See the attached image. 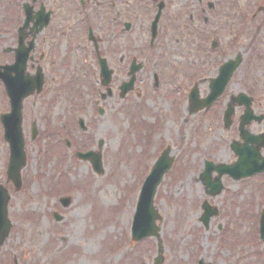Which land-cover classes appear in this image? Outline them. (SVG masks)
<instances>
[{
    "label": "rangeland",
    "instance_id": "374dc122",
    "mask_svg": "<svg viewBox=\"0 0 264 264\" xmlns=\"http://www.w3.org/2000/svg\"><path fill=\"white\" fill-rule=\"evenodd\" d=\"M30 1L0 0V30L12 34L23 20L21 3ZM61 2L63 9L74 11L68 13V19L74 20L68 25L79 28L83 50L71 54L72 48L60 37L67 21L55 19L59 21L51 32L52 40L43 46L51 47L52 52L44 66V90L22 102L26 160L17 192L6 180L9 148L0 124V186L9 195L7 217L12 223L0 247V263L153 264L157 240L134 242L130 227L142 182L161 151L169 146L174 161L154 196V208L160 217L157 226L162 264H198L200 260L203 264H264V242L258 245L254 234L257 215L264 209V177L255 181L259 195H252L247 182L239 186L222 177L221 193L208 197L199 178L204 161L230 164L233 157L227 147H222L223 133L214 132L207 116L189 115L186 101L194 83L198 84L201 98L208 91V80L199 82L207 76L197 74L193 78L195 71L204 70L215 77L217 68L239 51L244 63L210 111L217 113L230 96L244 92L254 95L255 110L264 113V66L258 56L251 57L248 52L253 42L262 43L264 39L259 30L264 27L261 19L247 17L249 36L253 38H245L238 49L230 38L237 32L235 25L214 17L204 23L195 14L200 6H190L189 11L195 14L192 21L183 30L164 28L149 50L151 15L134 17L131 9L129 15L125 14V20L131 23L129 33L118 34L121 26H115L111 37L107 30L110 14L102 15V10L93 13L92 4L74 10L78 1ZM177 6H169L167 14H174ZM137 7H141L138 2ZM253 11V6L246 9L250 14ZM89 26L95 35L100 33L101 45L112 47L109 66L114 72V88L125 80L132 58L144 66L138 72L136 86L124 99H119L114 90L112 98L100 103L104 109L101 116L94 106L98 100L94 96L98 67L86 40ZM215 36L219 46L211 52L209 46ZM5 39L0 50L13 42L11 37ZM153 71L162 80L163 97L145 91L139 98V88L146 80L152 82ZM2 89L0 84V115L9 111ZM78 119L84 121L86 132L78 128ZM32 124L36 130L34 139ZM100 142L102 172L97 174L89 162L77 159L74 153H96ZM61 197L71 198L68 207L61 206ZM204 201L218 211L207 229L200 221ZM54 212L62 217L61 221L54 220Z\"/></svg>",
    "mask_w": 264,
    "mask_h": 264
},
{
    "label": "flooded vegetation",
    "instance_id": "af4514ba",
    "mask_svg": "<svg viewBox=\"0 0 264 264\" xmlns=\"http://www.w3.org/2000/svg\"><path fill=\"white\" fill-rule=\"evenodd\" d=\"M59 1L61 2V0H55V1L31 0L30 2H26L28 5H31V21L28 23V25L22 29L25 20L24 11L22 8L23 20L22 23L18 25V27L15 29V31L12 34L9 33L7 34L2 31L0 32V45H5V42H3L2 40H6L5 38L7 37H11V39L13 40V42L10 45L5 47L3 46V48H1L0 50V66L12 65L15 61L16 51L18 49H21L22 53L19 54L20 61H22L24 54L26 52V58L24 63L25 65L24 74L31 78H35L37 71L39 73H43L44 83H43L42 91L44 90V86H45L44 66L47 63V59L49 58V51L50 53H52L51 47L49 48V46H45V47L43 46L48 41L52 40L51 32L55 31V27L57 26L59 21V20L56 21L55 19L63 20L65 18V21H67V24L64 23L63 30L61 32L62 35L60 37L62 38V42H64L66 46L67 44H69V48H72L70 49L71 54L83 50L82 47L83 41L81 40V35L77 34L79 28L76 25H68L69 22L74 21L68 19V13H72L74 11H72V9L69 10L66 8L63 9V5L59 4ZM72 1L73 2L78 1L77 8H75L74 10H78V8L88 7L92 4L94 6L93 13L96 12V14H98V12L102 10L103 11L102 15L110 14L107 30L109 29L111 37H113L114 30L116 29L115 26L118 27L121 26L120 30L116 31L118 34L129 33V31L131 30V23L125 20V14L129 15L131 9H134L132 11L133 13L131 14H133L134 17L135 15H137L138 18H142V14H144V15H151L153 20L156 14L157 13L159 14L157 37L155 41H157L158 38L161 36L160 34L162 33L164 28H168L171 30L175 27H180V30H183L184 29L183 26L185 27V24H189L188 23L189 20L192 21L194 15L197 14L196 16L198 18L203 19L204 23H207L212 17H214L216 20H220L225 23H230L229 25L231 26L235 25L237 31L236 35L234 36L233 34H231L230 36L233 38L232 42H236L235 44H237L239 49L241 44H243L245 38H249V37L253 38V35L249 36L250 33L249 29H244V20L247 19V17L250 15V12L252 11L251 10L250 12H246V9H248V7L251 6H253V8H255L256 10L255 13L251 14L252 19L256 21L257 18H260L261 24L264 26V0H92V1L72 0ZM137 2L138 5L141 6L140 8L137 7ZM26 3L25 2L22 3L21 6H23ZM53 4H57V7H52ZM171 5H178V6L175 8L174 14L171 13L167 14V9ZM196 5L200 6L198 13L192 14L189 11V7L190 6L195 7ZM45 12L50 13L49 24L45 28L39 29L40 26L37 22V19L40 14H42V16H46ZM126 24L128 25V29L125 28ZM164 25L166 27H164ZM150 26L148 30L149 33H150ZM258 26L260 27L261 25ZM80 28L81 31H83L82 27ZM145 28L147 32V27L145 26ZM86 29H87V36L89 34V30H91L92 32L91 35L92 39L90 42H88V44H90V47L88 48L89 49L92 48L95 61L98 67V85L97 88L94 90V96L97 95L98 98V100L94 99L95 100L94 106L96 107V111H97V108L102 106V104L100 103H105L108 98L109 99L112 98L114 90L119 93V85L125 81H128L129 69L131 64H133V62L135 61V59L132 58V60L130 61V65L126 73L125 80L120 82V84L116 86V88H114L115 87V81L113 80L114 72L109 66V62H110L109 54L112 53V47L103 44L101 45V41H100L101 39L99 37L100 33L98 35L97 32L95 35L90 26L87 27ZM259 30L261 33L264 34V27H261V29ZM148 45L149 48L152 49L154 44L150 46V40H149ZM218 46H219V41L217 38L216 48ZM125 48H128V46L125 45ZM258 49L259 50L261 49V51L255 55V52L257 53ZM211 52H207V53H211ZM248 52L249 54H251V57L258 56L259 59L262 61L261 65L264 66V56H262V53H264V39L262 43L253 42L252 47H249ZM100 53H103V56ZM236 54H239V51ZM100 58L106 61L107 68L111 72V82L109 85V90L101 86L100 84V64H99ZM243 60L244 58L242 57L241 65L244 63ZM136 63L137 62L135 61V64ZM119 64L120 66H123V63L120 62ZM218 68H217V72H218ZM31 70H34V73H31ZM143 70H144V66L142 65L140 72H142ZM203 72L205 74H203ZM197 73L199 75L207 76L204 79L200 80L199 82L208 80V87H209L210 80L214 78L213 74L211 76H208L211 73H207L204 70L203 71L197 70L193 73L192 75L193 78H195L196 76L195 74ZM137 76L138 73L136 75V81L134 83V86H136ZM151 79H152L151 83L149 82V80H146V84L141 88H139L140 92L139 91L137 92L138 96H140V93H145V91L148 92L151 91V93H153L154 95L162 98L163 97L162 80L158 77V75L154 71ZM245 94L248 95V93ZM248 96L251 97V103H250L251 113H244L245 106L243 105L238 106L235 103L233 104V113H228V116H226L227 113L224 112L229 104V100L231 96L229 97V100L227 102H224L221 109L220 107H218L217 113H213L211 111L217 105L218 101H216L213 105H211L210 108L204 113V116L205 117L207 116V118L212 122L211 127L214 128V132L223 133L224 144L222 145V147L224 149H226L227 147L229 153H231L233 157V161H231L230 164L238 163L240 161L242 163L243 170L245 165L248 166L246 172L249 171L251 164L257 165L256 168L259 167L260 165H264V113L255 110V103H257V100L254 97V95L249 93ZM187 97L188 95L186 96V101H187ZM183 106L184 105H182V109ZM244 118H246L245 122H243ZM260 177H264V172L254 174L250 178H244L240 180L238 183H240V186L243 185L245 182H247V184H251L250 191L252 192V195L255 193L259 195L255 181H258L257 179H259ZM261 183L263 185L264 179H262ZM241 190L244 191L242 187Z\"/></svg>",
    "mask_w": 264,
    "mask_h": 264
},
{
    "label": "water",
    "instance_id": "95a60500",
    "mask_svg": "<svg viewBox=\"0 0 264 264\" xmlns=\"http://www.w3.org/2000/svg\"><path fill=\"white\" fill-rule=\"evenodd\" d=\"M26 9V21L25 27L31 21V10L25 7ZM159 14L155 17L154 22L152 23V38L155 36L157 22H158ZM38 24L40 26L39 29H42L47 24V16H42V14L38 17ZM22 53L21 49L16 51V64L12 67H4V72H0V79L2 80L6 94L9 99L10 104V112L8 114L1 116V122L4 128V139L9 145L10 157L9 164L7 168V178L11 180L16 190L20 188V176L19 171L25 165V154L23 151V136L21 132V103L22 100L29 97L34 89L40 91L42 85V76L37 73L35 78H29L24 76V58L20 62L19 54ZM26 55V52L25 54ZM19 59V60H18ZM241 59L238 57L234 61L227 62L224 64L219 71V76L217 79L213 80L210 84L211 94L204 100H198L197 89H193L189 95V112L196 113L197 111L207 107L209 103L217 98L223 91L224 87L228 83L232 73L236 70L238 65L240 64ZM100 66L102 68L101 75L103 78V84L108 85L110 72L107 70L105 62L103 60H99ZM139 66L131 68V74H134ZM14 73V76H12ZM133 79L128 84H124L121 87L120 97H123L132 87L131 83ZM235 102L239 104H246L249 106V99L244 98L243 96H238ZM233 101V102H234ZM232 109L229 108L226 113H232ZM245 113H250L248 110ZM246 121L244 118L243 122ZM79 126L82 130H85L83 126V122L79 120ZM34 136V130L32 133ZM237 150V149H236ZM170 149L167 148L159 159L154 164L149 176L145 179L143 186L141 188L138 202L136 205L135 214L133 216L132 227H131V238L134 241H139L143 238L147 237H156L158 238V228L155 225L156 220H159L157 212L153 207V198L156 192V188L160 183L163 175L171 168L173 159L169 156ZM78 157L82 160H87L91 163L93 170L96 173H101V163H100V155L94 153H86L84 155H79ZM248 166H244V170L242 169V163L239 161L234 165L235 171H239L243 176L247 174L246 169ZM260 167L257 169L259 171ZM262 169V168H261ZM215 170L218 172V178L221 175L228 171V168H225L222 165L217 166L216 168L210 164H207L205 171L201 174V179L204 181L207 189V195L210 197H214L220 193L221 187L218 183V179L215 182H210V174ZM235 175H237L235 173ZM235 178H240L236 177ZM8 196L6 191L0 187V245L4 242L7 237L10 229V224L7 220V211L6 205L8 202ZM63 207H67L69 205V200H62ZM202 209L204 211V215L202 217V221L204 225H207L209 218L213 215H216L215 210L207 205V203H203ZM57 221L60 220V217L55 215ZM158 253H161L160 249V241L158 240ZM162 258L158 256L155 259L154 264H161ZM200 264H202L200 262Z\"/></svg>",
    "mask_w": 264,
    "mask_h": 264
}]
</instances>
